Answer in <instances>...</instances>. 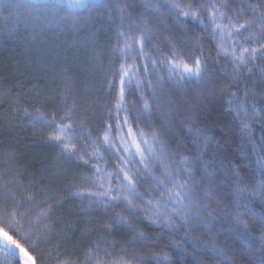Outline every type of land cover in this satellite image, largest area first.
Listing matches in <instances>:
<instances>
[{"label":"snow or ice","instance_id":"6c2138e0","mask_svg":"<svg viewBox=\"0 0 264 264\" xmlns=\"http://www.w3.org/2000/svg\"><path fill=\"white\" fill-rule=\"evenodd\" d=\"M0 35L41 71L0 90L7 264H264V0H0Z\"/></svg>","mask_w":264,"mask_h":264},{"label":"trees","instance_id":"16d2710c","mask_svg":"<svg viewBox=\"0 0 264 264\" xmlns=\"http://www.w3.org/2000/svg\"><path fill=\"white\" fill-rule=\"evenodd\" d=\"M129 2L138 4L139 0H129ZM68 11L71 12L74 11V9H68ZM107 21L108 17L106 14H101L96 17L95 27L101 30L100 39L102 41H106L107 37L112 35V33L106 31ZM46 39L50 41L48 46L53 47L54 44H63L65 41H71L73 37L64 34L55 35L49 32ZM27 48L28 45H26L24 40L19 36L9 37L0 35V90L16 89L18 80L29 79L33 74H41L40 68L31 63V61L35 59L34 50L26 51ZM73 52H75V49H73ZM95 85L99 87L100 81L97 80ZM222 103L223 101H218L217 106ZM5 111V108H0V116H2ZM9 115H11V113H9ZM7 124L8 121L6 119H0V140H7L9 138V134L4 132L2 127ZM256 131L259 136V127H257ZM35 135H37V133H34L31 129L24 128L21 130L19 127L11 133V138L20 142L19 151L23 154L20 164L22 167H27L28 171H33L40 167L32 158L33 154L37 151L33 145V138ZM32 165H34L35 168L31 167ZM45 248V245H41V249ZM36 255L43 264H48L49 258L46 250L38 252ZM8 259H11V257ZM236 259L242 262V264H250V261H256V264H259L257 255L249 256L245 253L237 255ZM0 264H7L2 254H0ZM13 264H16V262L13 261Z\"/></svg>","mask_w":264,"mask_h":264}]
</instances>
